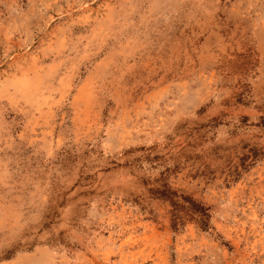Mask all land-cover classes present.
<instances>
[{
    "label": "rangeland",
    "instance_id": "374dc122",
    "mask_svg": "<svg viewBox=\"0 0 264 264\" xmlns=\"http://www.w3.org/2000/svg\"><path fill=\"white\" fill-rule=\"evenodd\" d=\"M0 264H264V0H0Z\"/></svg>",
    "mask_w": 264,
    "mask_h": 264
},
{
    "label": "trees",
    "instance_id": "16d2710c",
    "mask_svg": "<svg viewBox=\"0 0 264 264\" xmlns=\"http://www.w3.org/2000/svg\"><path fill=\"white\" fill-rule=\"evenodd\" d=\"M203 215H207L206 213H205V211H203V213H202ZM206 227H207V225H205Z\"/></svg>",
    "mask_w": 264,
    "mask_h": 264
}]
</instances>
